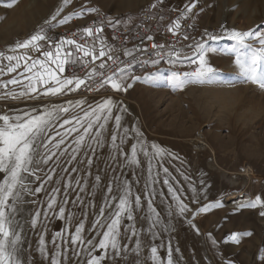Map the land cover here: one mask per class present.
<instances>
[{"label":"rangeland","instance_id":"obj_1","mask_svg":"<svg viewBox=\"0 0 264 264\" xmlns=\"http://www.w3.org/2000/svg\"><path fill=\"white\" fill-rule=\"evenodd\" d=\"M11 2L0 0V53L5 56L13 54L9 49L16 42H22L41 28L60 31L61 39L67 32L83 30L96 13L90 11L92 8L103 15L106 23L109 19L133 23L140 13L154 9L151 6L156 4L155 8L166 12L185 13L197 27L213 29L217 36L223 35L222 26L238 31L264 30V5L259 0H196L197 6L191 14L186 13L185 7L190 0H71L67 6L63 0H16L9 7ZM61 7L64 11L57 21L52 26L46 25L45 21ZM69 15L67 24L58 23ZM26 17L28 21L24 23ZM249 43L258 47L254 41ZM212 45L215 51L206 54L208 64L216 70V82L211 85L189 84L181 91L168 84L167 73L153 71L135 74L141 80L133 83L129 79L127 82L133 86L127 91H115L107 85L93 89L96 77L88 80L91 69L87 72L86 69L100 64L102 61L98 59L87 67L76 68L81 69L80 73L67 76L87 81L75 91L14 99L10 116L38 115L56 107H69V113H60L59 120L53 121L52 136L72 127L69 124L60 128L64 119L83 117L85 111L91 112L105 99L114 102L112 118L101 131V142L86 138L76 160L70 157L75 147L74 137L80 133L66 137L61 151L46 165L39 162L46 150L38 147L37 163L33 165L35 174H25V183L31 191H21L17 211L12 213L14 228L21 232L22 264H51L57 251L61 253V264H87L92 256H106L102 264H153L152 247L157 248L162 264H167L169 248L173 264H264V216L260 215L264 209L241 207L257 196L264 200V90L241 82L235 65L237 46L232 40L212 41L206 48ZM238 51L243 56L251 55L246 47ZM34 53V50H20L15 54L32 57ZM7 65V60L0 59V68L4 69L0 77L6 82L21 80L23 83L13 85L14 91L24 90L23 67L8 73ZM195 67L192 64L190 70L194 71ZM152 75L155 79L143 80ZM214 86L231 92L230 103L219 106L216 99H210L208 89ZM78 103L80 107H76ZM117 115L121 116L119 130L114 119ZM133 129H139L142 136L138 137ZM113 135L117 137L115 146ZM140 143L148 151L147 156ZM152 144L165 149V154L154 155ZM132 145H137V164L130 162ZM63 149H67L66 154ZM89 160L91 164L87 163ZM53 169L49 181L47 176ZM69 184L71 187H67ZM125 185L131 191L129 200L134 219L121 217L120 250L114 253L109 247L105 253L99 249L98 241L103 239L102 232L107 230L105 225L110 222L119 197L124 195ZM41 186L42 191L35 192ZM169 186L189 211L180 213ZM53 195L57 204L49 210L47 204ZM136 196L141 197L139 207L134 204ZM230 198L247 201L234 203ZM217 203L221 206L199 211ZM61 206L65 208L63 218L58 211ZM37 211L41 216L33 228L31 219ZM80 223L84 224V243L72 244L71 236ZM249 232L251 236L246 235ZM232 233L240 234L239 243L227 239ZM41 238L46 249L43 255Z\"/></svg>","mask_w":264,"mask_h":264},{"label":"snow or ice","instance_id":"obj_2","mask_svg":"<svg viewBox=\"0 0 264 264\" xmlns=\"http://www.w3.org/2000/svg\"><path fill=\"white\" fill-rule=\"evenodd\" d=\"M162 2V0H159ZM16 0L8 5L13 6ZM71 3V0H63V5L67 6ZM197 6L196 0H190V3L186 5V13L191 14L193 9ZM151 7L155 8L156 4ZM64 11V7L57 9V11L51 16L49 20L45 21L46 25L52 26L54 21ZM91 12L95 13L98 10L95 8L90 9ZM71 15L79 16L80 13H73ZM71 15L65 16L63 19L59 20L60 24H67L71 19ZM184 18H187L185 16ZM108 23L115 27L120 21L113 22L111 19ZM181 28V23L179 20L175 21L173 26L168 28L174 36L178 34V30ZM259 28V26H257ZM223 35L217 36L215 34L206 33L208 41H218L224 38L232 40L237 46L235 53V65L239 69V76L241 82L250 83L257 86L259 89L264 90V72H261V64H264V30L251 29L247 31L238 30H228L222 26ZM103 32V27H85L83 29V34L81 39L84 37L99 39L100 48L99 50L95 47V41L92 47H88L81 43H78L75 38L60 39L59 42L54 44V50L41 52V42L48 41L49 37L44 28L30 35L28 38L24 39L22 42L18 41L15 43L14 47L10 48L9 51L12 55H4L0 53V59L7 60V72L15 73L17 69L23 67L24 72L21 73L23 76L25 73H30L26 76L27 83L24 84V90L20 92L8 91L6 95L12 99L18 97H29L31 98L33 94L37 93L38 85L44 86L45 91L43 95H58L65 90L75 91L81 88L82 85L86 84V80L81 77H62L60 74L64 73L65 66L69 63L81 62V60H72V51L69 50V46L74 48L76 53H82V57H91L92 62L100 59L102 62L98 65L101 71L97 68H92L91 71L87 73L88 80H92L94 77H99L100 86H110L111 89L115 91H127V89L133 86L132 83L127 81L131 79L133 83L141 80L140 77H135L131 75L132 63L129 62L127 66L120 67L118 70H113L111 75H105L103 71L106 68V63L103 62V58L107 57L108 60L113 63L116 62L118 57L111 55V48H107L105 41L100 39L99 34ZM148 40H152V36L147 37ZM184 39H188L187 36ZM249 41H254L258 47L249 43ZM50 48L53 46L50 45ZM153 48H162L163 45L153 44ZM249 48L251 50L250 56H243L239 53V48ZM107 48V51H106ZM20 50H34L40 52L44 57L43 60L32 59L30 55H16L15 53ZM209 49L206 48L205 44L198 43L195 46L196 57L190 58L185 57V59H191V62L196 65L194 71L191 73L185 72L183 75L177 72H173L168 77V84L177 90H184L189 84H214L216 77V70L211 67L207 60L206 54ZM211 51H215L211 49ZM124 55L132 56L131 51H126ZM159 55V53H157ZM172 53H169L171 56ZM176 59H179V54H175ZM31 60V63L28 61ZM23 61V65L21 62ZM159 61H153V63H158ZM52 65L55 67L53 68ZM83 67H87L86 64H82ZM4 69L0 68V72ZM155 79V75L144 77L145 82ZM23 83L18 79H10L6 83L0 84V88L8 89L9 84L17 85ZM49 85H51L49 87ZM78 103L76 107H80ZM114 107V102L112 99H105V101L98 105L91 112L85 111L83 117H76L75 119H64L60 123V128H65L66 125L71 124L72 127L67 128L64 132L57 131L55 136L50 135L53 130V121L59 120V114H67L70 111L69 107H56L50 110H46L43 114L33 115L31 113L17 114L15 116H10L7 114L0 115V264H22L19 257V245L21 244V232H17L14 228V217L12 213L17 211L16 204L21 200V191L30 192L31 190L27 187L25 183V174L27 176H33L35 174V169L33 165L37 163L36 155L38 152V147H43L46 151L41 154L40 163L48 164L53 157L57 156L58 152L61 151V146L66 143V137L72 133H80L78 136L74 137L75 147L72 148L71 160L77 159V154L84 147L86 138L93 139L94 142H101L100 136L101 131L107 124L108 119L112 118V110ZM121 112L126 111L124 108H119ZM115 126L117 130L121 127V116L117 115L114 117ZM103 120V123H101ZM81 129H83L81 133ZM94 129H97L94 132ZM128 129H125L127 132ZM136 135L142 136L139 129H133ZM123 143V137L120 138ZM117 137L112 136V143L116 145ZM39 141V145L38 142ZM51 145V147H49ZM140 148L144 152V155H148V151L144 148L143 143H140ZM151 148L154 150V155L161 156L165 154V149L152 144ZM63 153H67V149H63ZM131 163H139L137 159V145H132L131 147ZM91 164V160L87 161ZM167 172V169H165ZM54 175V169L52 174L47 176V180H52ZM97 183L100 181V177H96ZM165 184L168 183L167 180L164 181ZM71 187V185H67ZM42 191L41 187H36L35 192ZM57 190H53L55 193ZM169 193L172 194L174 200L178 202L179 211L181 214L189 211L187 205L180 201V198L175 194L172 187L168 188ZM111 192V188H109ZM131 195L130 188L125 185L124 195L119 197L118 203L116 204V210L113 216L110 218V222L105 225L106 231L102 232L103 239L98 241L99 249L107 252L110 247L114 253H118L120 250V245L118 242V236L120 234L121 217L126 216L128 220H133V207L132 202L129 200ZM57 204L55 195H53L47 204L49 210H52ZM134 204L139 207L141 204V197L136 196L134 199ZM219 203L215 205H209L207 207L201 208L200 212H207L210 207H219ZM241 207H260L264 209V200L260 196H257L253 201L246 204H241ZM149 208H152L151 203H149ZM59 215L63 218L65 215V208L63 206L58 209ZM153 212L155 210L153 209ZM45 216L47 213L44 214ZM103 217V209L100 213ZM261 216H264V211H261ZM41 213L37 211L31 219V226L36 227ZM96 224H100V220L96 221ZM84 231V224L80 223L75 229V235L71 236L72 244L84 243V237L82 232ZM135 235V232H133ZM246 235L251 236L252 233H246ZM228 240L239 243L240 234L232 233ZM88 243H92L91 240ZM95 247V245H93ZM137 248H139V242H137ZM45 242L43 238L40 240V252L43 255L45 253ZM158 250L156 247L151 248V259L153 264H162L161 258L158 256ZM61 253L56 252L55 256L51 259V264H61L59 257ZM106 259V256H92L87 264H102V261ZM167 264H173L171 249L169 248Z\"/></svg>","mask_w":264,"mask_h":264},{"label":"built area","instance_id":"obj_3","mask_svg":"<svg viewBox=\"0 0 264 264\" xmlns=\"http://www.w3.org/2000/svg\"><path fill=\"white\" fill-rule=\"evenodd\" d=\"M185 13L166 12L161 8L149 9L140 13L136 19L134 27L128 32H113L111 35L112 45L111 55L118 57L115 63L104 57L106 68L103 70L105 75H111L113 70H118L120 67H125L129 62L132 63L131 75L138 73H146L153 71H162L169 76L173 72L191 73L190 66L193 64L191 59L185 57L195 58V46L198 43H203L207 46L212 41H208L206 33L215 34L213 29H204L197 27L192 19ZM179 20L181 28L177 35H173L168 31V28L173 26L174 22ZM106 24V20L100 12H96L87 27H102ZM79 30L67 32L66 37L74 38ZM148 36H152V40H148ZM187 36L188 39H184ZM134 41L129 44V41ZM163 45L162 48H153V44ZM132 49L133 55H124L126 50ZM159 53V55H157ZM169 53H172L169 56ZM179 54V59H176L175 54ZM153 61H159L153 63ZM97 64V63H96ZM92 64L88 66L87 70L98 68V65ZM81 69H72L67 71V76L70 74L80 73ZM99 77H96V82L93 84V89L98 88ZM1 84V80H0ZM104 87V86H103ZM14 91V87L9 84L8 89L0 88V115H9V108L16 102L14 99L8 97L6 93Z\"/></svg>","mask_w":264,"mask_h":264},{"label":"crops","instance_id":"obj_4","mask_svg":"<svg viewBox=\"0 0 264 264\" xmlns=\"http://www.w3.org/2000/svg\"><path fill=\"white\" fill-rule=\"evenodd\" d=\"M135 23H136V20L133 23H131L130 21H121V23L117 24L115 27H113L109 23H106L104 26H102L103 32L99 34V37H100V39H103L105 41L107 48H111V47H113L112 38H111L112 33L113 32H125L126 33L134 27ZM123 25H125V26H123ZM45 31L47 32L49 39L46 42H41V52L54 50V44L59 42V40L61 39V38H58V34L60 31L58 32L52 28H47ZM82 34H83V30H79V32L74 37L78 43H81V44L86 45L88 47H92L93 42L95 41V47L97 50H99V48H100L99 39H96L95 37H93V38L84 37L83 39H81ZM66 38H68V37H65L63 39H66ZM133 41H134V39L130 40L129 44H131ZM50 45H52L53 47L50 48L49 47ZM107 48H106V51H107ZM207 49H209L207 52L210 53V52H212L211 49L215 50V46L214 45L209 46V47H207ZM69 50H71L73 53L72 60L73 61L81 60V62H79V63L74 62V63H69L68 65H66L64 73L60 74L62 77H67L66 72L68 70L80 68V67H83L82 64L88 65L89 63L92 62L91 57H86V58L82 57V53H76L74 48H72L71 46H69ZM126 51L133 52L132 49H128ZM32 57L36 58V59H40V60L44 59V57L41 55V53L36 52V51H35L34 55H32ZM52 67L54 68L55 66L52 65ZM25 74H26V76L30 75V73H25ZM0 80H3V81H1V84L6 83V80L3 79L2 77H0ZM25 82L27 83L26 78H25ZM50 86L51 85H49V87ZM37 87H38V91H37V93L33 94V96H35L36 94L38 95L40 93L43 94V92L46 90L44 86L38 85ZM67 91L68 90H65V92H63V93H66Z\"/></svg>","mask_w":264,"mask_h":264},{"label":"bare ground","instance_id":"obj_5","mask_svg":"<svg viewBox=\"0 0 264 264\" xmlns=\"http://www.w3.org/2000/svg\"><path fill=\"white\" fill-rule=\"evenodd\" d=\"M259 2L261 4L264 5V0H259ZM28 21V17L24 18L23 19V22L24 23H27ZM208 93H209V96H210V99H216L217 100V104L220 106V105H224V104H227L229 100H231V95H230V91H227L225 90V88L223 89H220V88H216L215 86L214 87H210V89H208ZM233 100V99H232ZM228 101V102H227ZM230 103V102H229ZM136 104V103H135ZM230 105V104H229ZM248 106V105H247ZM250 110V109H249ZM208 136V135H207ZM250 172V171H249ZM229 201H233L234 203L236 202H241V201H247V200H239L237 198H230L228 199ZM147 222V221H146ZM148 223V222H147ZM158 235V234H157ZM148 246V245H147ZM160 252V251H159ZM149 259V258H148ZM151 263V261H150ZM67 264V263H65Z\"/></svg>","mask_w":264,"mask_h":264}]
</instances>
